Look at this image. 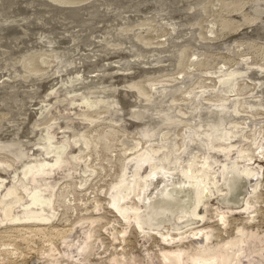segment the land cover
<instances>
[{
	"label": "bare ground",
	"instance_id": "1",
	"mask_svg": "<svg viewBox=\"0 0 264 264\" xmlns=\"http://www.w3.org/2000/svg\"><path fill=\"white\" fill-rule=\"evenodd\" d=\"M91 1L27 0L20 23L30 21L31 13H46L45 17L54 12V18L65 20L71 29L74 20L92 12L105 15L109 10L94 35L71 33L47 47L29 44L28 52L15 38L11 46L5 44L18 53H8L5 63L3 55L8 51L0 49V63L4 64L0 69L9 72L4 78L1 71L0 87L5 91V85H13L12 91L10 87L6 93L0 92V131L6 127L23 137L27 133L28 142L39 150L25 147L32 155L29 158L0 156V226L19 223L25 226L16 227L18 232H60L50 225L58 216L60 186L70 187L74 182L83 189L89 185L97 171L91 164L94 153L89 150L99 153L101 137L110 128L122 134L125 163L108 195L110 209L126 222L125 233L135 223L144 237H158L162 264H264V235L247 228L258 222L256 204L260 205L264 192V0H217L222 10L206 29L201 18L213 0H96L89 4ZM16 4V0H0V13L5 8L9 13L16 10ZM105 4L107 9L101 8ZM236 31L239 35L228 41L218 38ZM152 32L165 36V41L154 43ZM242 48L254 60L234 59ZM20 49L25 53L19 55ZM42 49L46 51L43 56L39 54ZM218 61L219 69L215 66ZM43 62H49L45 63L50 64L48 69L43 70ZM92 67L105 71L100 68L101 73H95ZM165 76L174 80H164ZM26 85L37 91L46 87L54 94L57 89L68 90V95L66 91L63 96L57 93L56 98L62 99L46 110L39 106L41 111L30 129L24 128L28 127L25 111L34 99L44 104L48 93L41 97L34 89L33 94L26 90L34 95L28 104L29 95L22 90L19 94L20 86ZM3 122L6 125L1 126ZM103 122H109L103 132L93 129ZM93 131L98 140L92 139ZM155 189H159L156 194ZM236 190L239 194L233 196ZM167 195L175 205L168 202ZM152 203L156 209L164 206L172 211L176 210L172 206L185 205L188 209L172 223L151 229L146 209ZM95 209H101L100 205ZM237 213L249 216L234 235L217 239L210 224L221 223L227 229ZM99 220L82 219L70 230L74 235L68 246L70 254L72 249L76 257L93 250L94 224ZM111 229V236L120 241L119 233ZM186 243L191 246L182 245ZM110 263L132 264L125 252L123 260L116 256Z\"/></svg>",
	"mask_w": 264,
	"mask_h": 264
},
{
	"label": "rangeland",
	"instance_id": "2",
	"mask_svg": "<svg viewBox=\"0 0 264 264\" xmlns=\"http://www.w3.org/2000/svg\"><path fill=\"white\" fill-rule=\"evenodd\" d=\"M16 1H18V4L15 5L16 10L9 13V10L7 8H5L4 9L5 12L2 11V13H0V15H1L0 16V22L3 25L2 26L0 24L1 25L0 31L3 32V33L0 32L1 33L0 35H2V39L0 38V49L8 51L7 53L5 52L6 54L4 53L5 55H3V57H5V58L0 56L1 57L0 62L3 61V63H5L4 61H5L8 53L11 54V52H12V54H13L12 56H14L16 53H18V52L13 53V51L12 50L10 51V48H8L9 45L10 46L12 45V42L14 41L15 38H16V41L18 43L21 41L20 43L24 44V46L21 45V48L27 49L26 51L28 52V50H29L28 48H30V45H33V46L37 45V46H42V47L44 45L45 47H47V45L49 43L55 44L54 41L55 42L59 41L63 37L69 36L71 33L73 35H75V33L78 32V34L85 33L84 35H86L89 32L90 33L89 35L92 36V35H94L93 33L98 29L97 28L98 25L107 16L110 15L109 10L106 11L105 15L104 14L93 15V12H92L90 14H87L88 17H86V18L83 17V18H78V19L74 20L73 22H75V23H73V26L71 29H70L71 26L67 22H65V20H60V21L56 20L54 18V15H55L54 12L49 13V15H46V16H48V17L45 16L46 18L44 17V15L46 13H43V14L31 13L29 15L33 16V17H31L32 19H30V21H28L26 23H20L21 22L20 19H22V16H23L21 14H24V10H25V9H23V8H25L24 3L27 2V0H16ZM216 1L217 0H213L212 5H214V2H215V5L214 6L211 5L212 7L210 6L209 12L204 14L203 17L201 18V21L202 20L204 21V22H202V24L205 27V29L212 25L214 18L216 17L217 14H219V11L222 10V6H221L222 3L218 2V1H217L218 2L217 3ZM95 2H96V0H93L89 4L95 3ZM106 6L108 7L109 5L105 4V6H101V8L107 9ZM20 7H22V9H20ZM118 8H120V7L118 6ZM213 11L215 14L213 13ZM6 12H8V14H6ZM3 13L5 15H3ZM13 13H15V14H13ZM208 13H211V14H208ZM41 16L44 17V19H43L44 21L41 20V18H40ZM8 17L11 19V20L9 19L10 21H8V23H7V21H6V24L4 22H2V21H4V19L7 20ZM38 17L40 19L38 21L37 20L35 21V19ZM210 17H213V18H210ZM12 20L14 22H17V23H14ZM107 20H110V19H107ZM7 24H10V25H7ZM20 24H22V25H20ZM4 26H5V28H4ZM19 26H21V27L19 28ZM41 26H43V27H41ZM76 26H78L82 29H79ZM1 27H3V28H1ZM22 27L25 29H23ZM8 28H11V30H8ZM67 28L70 31H68ZM3 29H6V30H3ZM4 31H6V32L9 31V33L7 32V34L4 35L6 33ZM20 31H22V32H20ZM34 31H36V32H34ZM12 32H13V34H12ZM29 32H32V33L34 32V33L29 34ZM158 33L154 32L152 34L153 35L152 41H154V39H156L154 43H159V41L164 42L166 37L163 36L162 34H160V33L158 34ZM228 33H230V34H228ZM239 33H240L239 31L225 32L224 34L220 35L218 38L221 41L222 40L228 41L231 38L239 35ZM24 34H25V36H24ZM35 34H37L38 36ZM48 34L49 35L51 34V36H49ZM26 35L27 36L29 35L31 37L28 36L29 37L28 38ZM4 36H5V38L7 37L6 41H4ZM46 36H47V38H46ZM38 37H40V38H38ZM17 38H19V39H17ZM7 39L9 40V42ZM28 39H30V41H28ZM1 40H3V41L1 42ZM22 40H24V41H22ZM241 40H243V39H240V41ZM39 41H41V43H42L41 45H39L40 44ZM78 41H80V40H78ZM5 43H8L9 45H7ZM74 43H75V46L78 44V43L76 44V42H74ZM26 46H27V48H26ZM4 47H6V48H4ZM24 49L23 50L20 49L19 55L22 53H25ZM244 49L245 48L240 49V51L237 53V55L234 57V59L240 61V60L246 59L247 57L248 58L250 57L251 60H254L253 56L246 53V51ZM43 51L44 50L42 49L39 52V54L42 52L40 54L41 56H43L46 53V51H44V52ZM224 54H226V52H224ZM2 58L4 60H2ZM52 59H53V57H52ZM53 60L56 62V59H53ZM261 62L262 61H260V63ZM45 63L48 64L49 62H45ZM45 63L43 62V64H42L43 70L45 67L48 69L50 66V64L46 65ZM218 63H219V61L216 62L215 66H218V69H219V68H221V66H219ZM262 63L264 64V61ZM1 65L3 66L4 64L0 63V67H1ZM100 68H102L101 70L103 73L105 71L103 67H99V68H97V70H96V67H94L95 71L92 67V68H90V70H92L95 73L99 70V73H101ZM47 69H45V70H47ZM6 70L7 69H5V71L2 70V68L0 69V77L2 74L1 71L7 73ZM92 71H90V72L92 73ZM5 73H3L4 75L2 74V77H4V76L6 77L7 75H9V72L7 74H5ZM177 76L178 75L175 74L174 78ZM8 77L9 76H7V78ZM169 77H172V76H169ZM169 77L165 76V77H163V79L164 80L165 79L171 80V78H169ZM174 78L172 77L173 80H174ZM173 80H171V81H173ZM248 82L252 86H253V84L255 85V83L252 84V81H250V80H248ZM11 86H13V85L9 84V85H5V87H3V88L6 92H8L7 90H9L8 88H10ZM23 87L24 88H22L20 86L21 89L19 88V94L21 93V90H22L23 91L22 94H24L26 97H27V95H29V93H27V91L28 92L30 91L32 94L37 91L36 89L32 88L31 86H29V88L26 89L28 87V85L23 86ZM45 88L46 87L38 88V90L40 89L39 91H37L38 94L40 93L39 96H41V95L44 96V95H47L45 93H48L47 97L49 95L50 96L52 95L55 98L54 97H51V98L48 97V99H47V97L45 96L46 100L44 101L45 102L44 104H43V102L38 103L39 99L38 100L34 99L33 100L34 102L37 100V102H35V104L36 105L38 104L37 107L34 108L35 104H33L34 102L31 101L32 98L34 97V95H32L30 93L28 99H26V100H28V102H27L28 104H30L29 102H33L32 103L33 106L29 107V109L27 108V110L25 111V113L27 114L26 116L28 117V119L26 117L27 122H25V124L26 123L28 124V125L26 124L28 127H26V126L24 127L26 129H28V128L30 129V127H32V125L35 123V121L38 117L37 113H39L41 111L38 109L39 106H41L40 107L41 109L44 108L46 110L47 108H49V105L52 106L53 102L55 103V101H57V99L58 100L62 99V98L61 99L56 98V97H58L57 93H59V94L61 93L62 96L64 95L62 93H64L65 91H66V94L68 93V90L63 91L61 89V91H60V89L59 90L57 89L55 92L54 91L55 89H53L52 91L55 92V94H56L55 95L53 92H48L47 89L45 90ZM254 88H256L255 90H257V87L254 86ZM31 89H34L35 92ZM255 90L253 89V92H255ZM5 91H3V89H1V87H0V92H5ZM10 91H12V87L10 88ZM37 92H36V94H37ZM26 93H27V95H26ZM59 97H61V96H59ZM26 100H25V102H26ZM43 100L44 99H42L41 101H43ZM49 101H50V103H49ZM41 104H43V105H41ZM47 105H48V107H47ZM30 109H32V110H30ZM34 109L35 110L37 109L35 111L36 115L33 114L35 116L32 115V113H34ZM12 116L13 115L10 116L11 117L10 119L11 120L13 119L12 121H14V118H12ZM30 117H33V118H30ZM11 122H10V124L14 125ZM106 123H109V122H103V123H100L99 125H94L93 129L95 127H98V128H100L99 131L103 132L106 128H108L106 126L107 125ZM2 125H6V124H4V122H3L1 124V126ZM108 126L112 127L109 124H108ZM101 128H103V129H101ZM3 130L5 131L6 134H3L4 133ZM3 130L0 131V156L5 155L8 158H15V156H16V158H22V157L23 158H25V157L29 158V157H32V155H30L29 149L34 150V148H36L34 150V152L39 151L37 147H34L32 144H30V142H28L27 133L25 134L26 137L25 136L23 137V135L19 134L17 130L12 132L10 130H7L6 127H5V129L3 128ZM25 131L27 132V130H25ZM14 135H16V136H14ZM92 136H93L92 137L93 140H98V139H96V137L98 135H97V133H95V131L92 132ZM121 136H122V134L119 133L116 129L108 128L107 130L104 131V134L101 137L100 144L101 143L102 144L100 145L101 147L98 149L99 153L93 152V148H91L89 150V153H91V155H92V153H94L93 154V160H92L93 163L91 162V164L94 167H96L97 171L94 174L95 176H93L91 178L89 185H87L86 188L82 189L80 187V185H78L77 183L75 184L74 182L72 183V185L70 187H64V185L60 186V188H63V189H61L62 197L60 198L59 203L56 205L58 216H57L56 220H52L51 221L52 223L50 222V225H52V224H53V226L56 225L55 227H57V229L60 232H58V231H56V233H55V231L51 232V230H49V229L47 230L46 235H42L41 233H38L36 231L34 234V232H32L31 230L28 231L27 233L26 232H18L15 229L16 227L22 229V228H24L23 226H25L23 224H22L23 226L17 225L19 223H8V225L3 224L0 226V264H111L110 261L116 256H119V258L123 260V252L126 253L128 261L132 264H162L163 259L161 258L162 259L161 260L160 256H158L159 250H160V243H159L160 239L156 236H154L155 238L154 237H150V238L144 237V235L141 234L140 230L138 229L137 225H135V223L125 233L124 232V229H125L124 226L126 225V222L125 221L121 222L118 215L113 210L110 209V207H111L110 200H109L110 194L108 195V193H112L113 186L118 181V178H119L118 176L121 173H123V171H124L123 166L125 163V157L123 156V153H122L123 146H122ZM8 137H10L11 139ZM94 137H95V139H94ZM134 137H137V135H135ZM6 139L8 140V142ZM22 140H24L25 142H23ZM26 141H27V143H26ZM18 142L21 144H18ZM96 142L97 141H95V143ZM23 143H25V144H23ZM19 145H20L21 149L19 148ZM102 146H103V148H102ZM22 147H24V149ZM25 147L29 148L28 149L29 153L25 151L26 150ZM19 151H21L22 153ZM27 153H28V155H27ZM22 154H23V156H22ZM84 154H86V153H84ZM97 158H99V159L97 160ZM95 162H96V164H95ZM262 165H264V164H262ZM101 166H103L104 168H102ZM100 175H101V177H100ZM97 178L100 181L99 183L96 181ZM158 190L159 189H155L153 191V193L156 194V192H158ZM109 191H111V192H109ZM238 192L239 191L236 190L235 193H233V196L238 195L239 194ZM262 195H263V199H261L262 201L260 200V202H259L260 205L256 204L258 211L260 209L259 214L257 216L258 222L254 223V224L253 223L250 224L249 226H247V228L248 229H256L261 234L264 235V202H263L264 201V192ZM95 198H97L96 199L97 201L95 200ZM153 198H154L153 199V202H154L156 200L157 196L154 195ZM166 199L169 200L168 202H172L170 196L167 195ZM94 202L99 204L101 209H99L97 211L95 209V206L97 204H95ZM262 202H263V204H262ZM172 205H175V203L173 204V202H172ZM213 205L214 204L212 203L211 209H212ZM187 207H188L187 205H185L184 207L181 206L179 208H174V206H172L171 208L176 209V210L171 211L169 207H167L165 209L164 206L162 207V209H156L152 203L149 205L148 209H146L147 210L146 211L147 212L146 218H148V226L151 229H156L159 225L166 224V223H172L177 218L178 214L187 212V209H188ZM211 209L208 212L209 215L212 214ZM246 216L248 217L249 214L248 213H246V214L237 213V217L231 218V220H232L231 224H230V226L227 227V229H225L221 223L219 225H218V223H214V224H210V225L213 227V229L216 230L215 234H217V239H221V238L225 239V238L230 237L236 233L238 226L241 223H243V221L245 219L247 220ZM86 218H95V219L100 218V220L94 224L95 233H94V238H93L94 244L92 246L93 250L91 249V251L85 253L83 256L81 255L79 257H76L75 256L76 253L73 251V249L71 252L72 255L70 254L71 248L68 249V246L72 245V241L74 240L73 232H71L70 230L75 229V227L82 221V219H86ZM142 220H143V218H142ZM142 220H141V226L144 225V222ZM9 224L13 225L14 227L10 226ZM5 226H8L9 228H7ZM27 226H29V225H27ZM45 226L46 225H42V227H45ZM46 227L48 228L50 226L47 225ZM112 227L115 229V230H113L114 233H117V232L119 233L118 237L121 238L120 239L121 244H120L119 240L115 241L114 238L111 236V230H112L111 228ZM187 230H189V228ZM187 230H185V231H187ZM49 231H50V234H49ZM152 232H151V234L156 235V233H154V232L152 233ZM120 233H123V234H120ZM34 235H35V237H34ZM65 235H66V237H65ZM146 240L148 242H146ZM182 245H184V247L191 246V244H189V243L182 244ZM170 247H173V246H170ZM148 249H149V253L146 252V250H148ZM8 250H9V252L6 253ZM16 250H17V252H15ZM11 251H13V252H11Z\"/></svg>",
	"mask_w": 264,
	"mask_h": 264
}]
</instances>
